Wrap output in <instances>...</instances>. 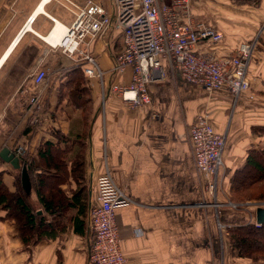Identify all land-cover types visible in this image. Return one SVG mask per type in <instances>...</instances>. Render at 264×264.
<instances>
[{"label":"crops","instance_id":"crops-1","mask_svg":"<svg viewBox=\"0 0 264 264\" xmlns=\"http://www.w3.org/2000/svg\"><path fill=\"white\" fill-rule=\"evenodd\" d=\"M102 1L110 16V0ZM189 4L194 18L223 33L221 41L197 48L222 56L241 40H255L246 73L259 103L251 104L245 93L233 103L225 88L208 92L200 84L183 81L176 68L161 61L162 77L146 84L149 99L139 107L127 106L113 86L127 83L131 68L109 70L122 38L111 23L88 46L103 71L102 79L84 75L91 107L85 133L84 228L74 232L69 218L47 239L23 248L15 224L0 220V264H88L87 210L96 201L97 177L105 168L130 198L114 208L124 264H225L226 258L235 264L225 253L212 217L221 208L220 196L206 191L207 177L194 167L187 128L196 114L207 113L213 128L224 134L225 167L241 165L246 147L264 142L263 135L248 130L264 123V0H189ZM31 13L30 28L20 34ZM73 14L66 0H0V148L12 150L20 144L34 164L35 146L43 140L54 141L52 130L71 135L84 130L80 108L65 98L59 100L57 94L60 75L80 61L67 58L45 40L55 24L67 26ZM38 66L44 67L45 76L34 90L43 94L45 117L35 124L27 120L29 111L21 109L14 95H23L17 89L30 83L27 74ZM2 164L8 171L2 179L9 187L17 168L4 160ZM60 186L70 194L75 182L67 178ZM27 195L37 211L44 212L32 191Z\"/></svg>","mask_w":264,"mask_h":264},{"label":"built area","instance_id":"built-area-1","mask_svg":"<svg viewBox=\"0 0 264 264\" xmlns=\"http://www.w3.org/2000/svg\"><path fill=\"white\" fill-rule=\"evenodd\" d=\"M66 1L74 8L70 23L62 27L57 39L53 41L50 37L45 40L66 57L82 61L83 73L102 79L103 71L88 46L111 23L118 27L122 35L121 44L113 54L109 70L122 71L126 65L130 66V80L113 86L127 106L139 107L149 99L146 84L155 77H162L161 61L176 68L183 81L200 84L208 92L225 88L232 102L242 93L248 98L253 96L249 92L246 71L254 40H241L234 50L222 56L209 49L197 48L201 43L211 45L221 41L223 33L211 24L194 18L189 0H110V16L102 0ZM32 18L31 13L25 21ZM44 76L42 66L30 70L26 80L30 85L17 89L23 95H14L21 109L29 111L30 123L39 124L45 117L43 94L34 90ZM195 118V122L187 128L192 161L195 169L206 175L207 186L214 188L216 173L223 166L224 134L213 128L206 112H199ZM12 151L19 158L24 153L20 144L15 145ZM2 161L0 159V165ZM128 202L129 196L114 183L105 168L97 177L96 201L87 210L91 235L88 264H124L114 208ZM254 223L260 224L255 220ZM220 226L217 220V227Z\"/></svg>","mask_w":264,"mask_h":264},{"label":"trees","instance_id":"trees-1","mask_svg":"<svg viewBox=\"0 0 264 264\" xmlns=\"http://www.w3.org/2000/svg\"><path fill=\"white\" fill-rule=\"evenodd\" d=\"M84 75L80 61L60 75L62 79L57 85L58 99L65 98L67 103L80 108L84 130L72 135L59 129L52 130L54 141L43 140L35 146V164L25 153L20 156V162L26 166L29 189H24L19 171L10 177L8 187L2 179V175L8 172L7 167L0 165V220L9 219L15 224L23 248L47 239L55 230L62 229L69 218L74 232H81L84 228L88 180L85 175V133L91 113ZM250 130L264 134V123L254 124ZM243 159L241 165L225 169L224 183L229 196L235 199L264 198V144L246 147ZM67 178L75 182L73 189L68 190L70 194L60 186ZM29 191L44 212H38L29 201ZM223 231L221 234H224L230 253L248 259L250 264H264V221L257 226L252 222L234 223L224 226Z\"/></svg>","mask_w":264,"mask_h":264},{"label":"rangeland","instance_id":"rangeland-1","mask_svg":"<svg viewBox=\"0 0 264 264\" xmlns=\"http://www.w3.org/2000/svg\"><path fill=\"white\" fill-rule=\"evenodd\" d=\"M109 5L111 6L110 1H109ZM249 88H250L249 92L252 93L253 96L251 98H248L246 95L245 96L246 100L251 102V104L259 103L255 100L256 96H255V93H254L252 87H249ZM235 101L233 103H235ZM262 101H264V99H262ZM233 106H234V104H233ZM249 112H251V111L249 110ZM247 114H249V113H247ZM27 120H28V118H27ZM263 122H264V119H263ZM258 124H261V123H258ZM255 125H257V124H255ZM252 126H250V127H252ZM250 127L248 130H250ZM250 131L252 134H254L256 136L257 135H263L262 138H264V134H261L259 132L254 133L253 130H250ZM257 143H261V142H258V140H257ZM263 144H264V142H262L260 145L259 144H257V145L261 146ZM223 149H224V147H223ZM221 156H222V153H221ZM223 163H224V161H223ZM226 168L227 167H225L223 164V166L216 173V183L214 185V188H209L208 186H206V191L210 195L215 197L216 196L215 193L217 192L220 196L219 203L221 204V208L217 210L216 214L214 212V214L212 216V217H214L216 228L219 230L220 233H222V232L224 233V231H223L224 226L231 225L234 223L246 224V222H252L255 226H257L254 223V220H255L254 209L258 205L264 206V198L255 199V198L245 197V198L235 199V198L230 197L229 196L230 194L228 193L226 185L224 183V175H225L224 173H225ZM18 171H19V169L17 168L16 172L18 173ZM212 203H213V205H216V206L219 205L217 202H212ZM214 203H216V204H214ZM217 220H219L221 223L220 227H217ZM221 235H222V239H223V245H225V247H224L225 253H227V255L235 261V264H250L248 259H244V257L241 258L240 256L238 257V256L234 255L233 252L230 253L229 245H227L226 241H224V239H225V237L223 236L224 234H221ZM90 239H91V237H90ZM236 257H237V260L235 259ZM226 259L227 260H226L225 264H230L228 258H226Z\"/></svg>","mask_w":264,"mask_h":264},{"label":"water","instance_id":"water-1","mask_svg":"<svg viewBox=\"0 0 264 264\" xmlns=\"http://www.w3.org/2000/svg\"><path fill=\"white\" fill-rule=\"evenodd\" d=\"M0 159L8 162L11 167L19 169L20 181L24 189L27 191L29 189V181L27 180L26 166L20 162L19 157L14 154L12 150L3 146L0 148ZM254 216L256 222L260 223V221H264V206H256L254 209Z\"/></svg>","mask_w":264,"mask_h":264},{"label":"bare ground","instance_id":"bare-ground-1","mask_svg":"<svg viewBox=\"0 0 264 264\" xmlns=\"http://www.w3.org/2000/svg\"><path fill=\"white\" fill-rule=\"evenodd\" d=\"M36 14V13H35ZM34 17V16H33ZM26 25L20 30V34L26 29V28H30V24L29 21L27 20ZM62 27L60 23L55 24V26L53 27V29L51 30V32L48 34L47 39H49L50 37L53 38V41L55 39L58 38V36L60 35V32L62 31Z\"/></svg>","mask_w":264,"mask_h":264}]
</instances>
